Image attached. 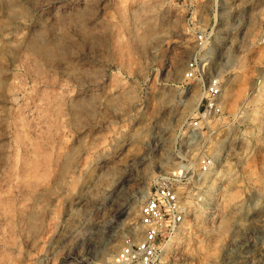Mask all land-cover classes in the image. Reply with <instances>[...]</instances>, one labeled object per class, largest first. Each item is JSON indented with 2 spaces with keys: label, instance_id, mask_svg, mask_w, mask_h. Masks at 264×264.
I'll list each match as a JSON object with an SVG mask.
<instances>
[{
  "label": "clouds",
  "instance_id": "1",
  "mask_svg": "<svg viewBox=\"0 0 264 264\" xmlns=\"http://www.w3.org/2000/svg\"><path fill=\"white\" fill-rule=\"evenodd\" d=\"M0 264H264V0H0Z\"/></svg>",
  "mask_w": 264,
  "mask_h": 264
},
{
  "label": "built area",
  "instance_id": "2",
  "mask_svg": "<svg viewBox=\"0 0 264 264\" xmlns=\"http://www.w3.org/2000/svg\"><path fill=\"white\" fill-rule=\"evenodd\" d=\"M180 2H182V0H180ZM206 104H207V101H205V106H206ZM204 109H203V107L201 108V111H203ZM156 191H157V189L155 188V190L153 191V193L155 194L156 193ZM175 190L173 189V192H174ZM160 200H161V197H157V200H156V203H157V205L158 206H160V210L161 211H163V207H162V205H160ZM167 218V217H166Z\"/></svg>",
  "mask_w": 264,
  "mask_h": 264
},
{
  "label": "rangeland",
  "instance_id": "3",
  "mask_svg": "<svg viewBox=\"0 0 264 264\" xmlns=\"http://www.w3.org/2000/svg\"><path fill=\"white\" fill-rule=\"evenodd\" d=\"M190 15V14H187ZM185 37H186V41H187V33H185ZM175 43H179V41H176ZM257 59H259V53H257ZM155 188L152 189V191H154Z\"/></svg>",
  "mask_w": 264,
  "mask_h": 264
}]
</instances>
